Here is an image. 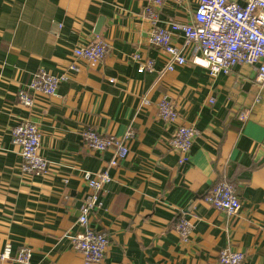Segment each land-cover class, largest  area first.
<instances>
[{
    "label": "crops",
    "instance_id": "crops-1",
    "mask_svg": "<svg viewBox=\"0 0 264 264\" xmlns=\"http://www.w3.org/2000/svg\"><path fill=\"white\" fill-rule=\"evenodd\" d=\"M198 2L167 0L159 24L191 21ZM147 5L0 0V264H23L15 258L23 247L32 250L29 264H85L72 237L84 231L78 218L91 192L87 171L111 177L89 224L109 237L102 264H221L218 255L226 248L245 254L241 264H264V84L248 64L211 77L193 62L201 52L180 32L174 43L187 63L167 70V54L149 42L150 24L142 16ZM97 35L110 42L108 55L98 63L76 59L73 49ZM135 53L154 59L155 71L139 73ZM73 63L78 71L69 69ZM40 68L68 78L55 94H36L28 109L17 93ZM163 98L176 105V123L158 119ZM24 119L40 128L46 174L21 169L12 129ZM178 124L197 130L183 164L168 145ZM87 128L117 137L131 129L136 136L128 156L111 166L112 150L84 145ZM222 180L237 188L242 206L234 216L204 201ZM185 217L194 224L187 243L175 230ZM7 244L12 252L2 259Z\"/></svg>",
    "mask_w": 264,
    "mask_h": 264
},
{
    "label": "built area",
    "instance_id": "built-area-1",
    "mask_svg": "<svg viewBox=\"0 0 264 264\" xmlns=\"http://www.w3.org/2000/svg\"><path fill=\"white\" fill-rule=\"evenodd\" d=\"M166 1L148 0L142 16L150 24L149 42L168 56L167 70H175L187 63L183 50L174 43L175 33L180 32L186 45L193 44L201 52L193 62L207 68L211 77L220 73L230 74L236 67L248 64L256 70V81L264 84V0H199L191 21H170L167 26H162L159 24V14ZM171 1L180 5L187 2ZM111 47L107 39L97 35L91 42L75 47L73 56L98 63L108 55ZM133 59L139 64V73L155 71L154 59L144 58L139 53H135ZM69 69L78 71L79 67L73 63ZM67 78V73L57 75L40 68L34 72L31 82L19 90L17 101L23 107L33 109L36 94H55L60 83ZM144 103L147 104L148 101L145 100ZM157 108L158 119L161 121L176 123L180 118L176 105L168 99H161ZM246 116L244 113L241 118L245 119ZM135 136L131 129L122 137L103 136L94 128L82 131V141L88 149L97 152L113 151L111 166H118L128 156V142ZM196 136L197 130L193 125H177L168 145L180 153V164L188 158ZM41 137L38 124L30 119L21 120L12 129V141L20 148L21 169L26 174L43 175L50 168L49 161L40 153ZM83 177L91 192L80 207L78 223L84 227V231L72 237L73 248L82 255L85 264H102L109 248V237L89 224L91 212L102 204L100 191L111 181V177L108 171H87ZM204 201L228 216L238 214L242 206L236 186L226 180L214 184L205 195ZM193 229L192 220L186 217L180 219L175 226L181 241L185 243L190 241ZM11 252V244H7L1 258H10ZM31 257L32 250L23 247L15 258L20 263L29 264ZM218 259L221 264H241L245 260V254L226 248L219 252Z\"/></svg>",
    "mask_w": 264,
    "mask_h": 264
},
{
    "label": "rangeland",
    "instance_id": "rangeland-1",
    "mask_svg": "<svg viewBox=\"0 0 264 264\" xmlns=\"http://www.w3.org/2000/svg\"><path fill=\"white\" fill-rule=\"evenodd\" d=\"M102 37V36H101ZM104 38V37H103ZM34 74V73H33Z\"/></svg>",
    "mask_w": 264,
    "mask_h": 264
}]
</instances>
